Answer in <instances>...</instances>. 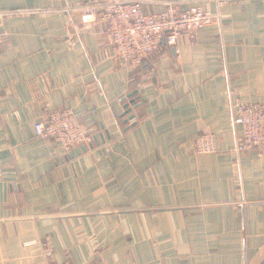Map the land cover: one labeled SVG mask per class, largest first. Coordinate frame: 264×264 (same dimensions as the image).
I'll list each match as a JSON object with an SVG mask.
<instances>
[{
  "label": "crops",
  "instance_id": "0c3cea01",
  "mask_svg": "<svg viewBox=\"0 0 264 264\" xmlns=\"http://www.w3.org/2000/svg\"><path fill=\"white\" fill-rule=\"evenodd\" d=\"M178 1L219 20L133 66L82 20L101 0H0V264H49L44 243L75 264H264V147L234 151L229 96L264 102V0ZM64 106L92 143L36 136Z\"/></svg>",
  "mask_w": 264,
  "mask_h": 264
},
{
  "label": "built area",
  "instance_id": "2783aa9c",
  "mask_svg": "<svg viewBox=\"0 0 264 264\" xmlns=\"http://www.w3.org/2000/svg\"><path fill=\"white\" fill-rule=\"evenodd\" d=\"M202 4H191L181 8L178 0H168L165 7L156 13H147L137 0H101L98 4L85 7L83 22L101 21L105 24L114 58L133 66H139L144 58L163 42L174 47L179 39L219 20ZM0 24V48L4 40ZM233 121L242 127L234 151L241 153L253 148L264 147V102H246L234 90H229ZM36 136L53 139L71 149L80 144L92 143L96 130L82 122L75 111L68 106L53 108L34 122ZM198 153H214L219 150L213 132H203L194 141ZM27 241L26 245L36 244ZM44 256L49 264H75L71 260L57 261L51 258L53 252L47 243Z\"/></svg>",
  "mask_w": 264,
  "mask_h": 264
},
{
  "label": "water",
  "instance_id": "95a60500",
  "mask_svg": "<svg viewBox=\"0 0 264 264\" xmlns=\"http://www.w3.org/2000/svg\"><path fill=\"white\" fill-rule=\"evenodd\" d=\"M130 110L128 109L127 112H129Z\"/></svg>",
  "mask_w": 264,
  "mask_h": 264
}]
</instances>
